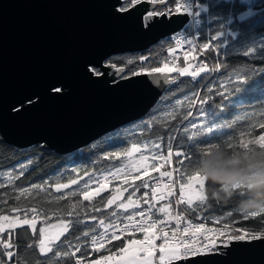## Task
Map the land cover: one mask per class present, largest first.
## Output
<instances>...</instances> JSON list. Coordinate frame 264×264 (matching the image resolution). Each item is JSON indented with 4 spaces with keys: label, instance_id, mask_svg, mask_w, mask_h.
<instances>
[{
    "label": "snow or ice",
    "instance_id": "1",
    "mask_svg": "<svg viewBox=\"0 0 264 264\" xmlns=\"http://www.w3.org/2000/svg\"><path fill=\"white\" fill-rule=\"evenodd\" d=\"M148 2L150 5H162L164 10H149L141 15L140 27L151 32L157 26L165 23L176 15L184 17L189 27L199 28L201 25V16L209 13L210 8L214 12H221L223 15L212 17L217 19L219 28L206 42L198 44L196 37L188 38L183 33L175 40V46L167 49L169 59L161 62V66L151 68H140L133 71V76L147 74L149 76L159 75L165 79L168 84L177 82L178 77H190L193 80L200 78L202 74H210L220 72L224 68V64L216 62L213 66L200 59V54L212 51L219 53L221 43H217L223 38V44L227 46L229 38L239 43L242 39L250 36L253 32L259 36V40L253 41V46L247 47L243 53L244 56H253L259 54L264 60V0H259L257 4L249 5L246 0H229L228 3L219 5H211L203 2V0H171L174 7H169V0H116L113 9L119 14H128L137 5ZM257 8L258 13L252 9ZM191 17L188 21L187 18ZM163 18V19H161ZM225 25L230 27L226 28ZM184 45L188 48L185 50ZM182 53V58L186 66H179L178 61L181 56L176 55ZM199 61L198 63H190L189 60ZM149 57L141 56L139 60L146 61ZM131 60L128 64H132ZM171 65V66H170ZM113 68L120 75L121 79H127L123 75L125 69L117 67L115 64L106 63L104 61L89 62L84 67V72L89 78L97 80H105L110 76L108 69ZM176 75L173 76L172 74ZM112 82L117 83L115 76ZM159 83V81H157ZM246 75H237L235 80L229 77L227 84H221L222 91L216 95L228 100L232 92L238 91L235 87L229 88L227 85L247 84ZM214 89L209 88L212 92ZM49 92L59 95L63 92V88L53 85L49 88ZM194 98V99H193ZM213 97L207 99H199V93H193L192 97L185 96L184 100H177L176 106L179 107L187 102V106L192 108L196 103L205 105ZM37 102L34 97H26L20 101L19 106L14 109L17 113L31 107ZM163 100L158 101L162 103ZM223 109V103L219 105ZM159 111V110H158ZM193 113L188 111L183 115L182 119L187 120V126L181 129L173 130L167 138L166 155H161L164 151L162 148L163 138L159 137L155 141L144 143H132L130 147L121 151L109 152L106 154L107 159H124L127 162L120 167H116L107 173L102 174L100 179H94L93 174L85 172L83 176H87L88 180L84 182L83 188L76 191H64L61 196H52V200L59 202L61 200H71L72 197L78 196L77 202H70L67 210H61L58 207L48 210L30 207L27 209L12 208V215H0V264H14L17 255L16 245L13 243L15 230L27 226L33 237L32 242L28 243V248L35 247L41 257L44 258V264H199V257L217 252L221 247H228L233 241H243L246 236L243 234L232 235L225 224L221 228L205 227L203 222L193 223L186 217L177 212L173 213L171 203H164L158 206V201H168L170 197H175V190L178 186L179 198L175 200L176 205L184 204L185 210L188 212H196L203 209L208 196L205 194L207 185L206 178L201 174V161L209 155L211 147H201L204 143L200 138L208 137L218 131L221 127L230 128V124L219 125L216 123L218 119L214 110L208 111L203 107L200 108L199 115L201 120L195 123L189 120ZM162 120H176L177 113L175 108L165 110L162 113ZM212 123L209 125L208 121ZM149 127H151L149 125ZM259 127L264 128V124ZM176 131L182 133L180 143L176 144V150H173V142L177 140L174 134ZM244 133H241V137ZM111 139V138H110ZM252 145L264 149V135L259 136L255 140L249 139L245 141L240 139L238 147L247 152ZM229 149L236 146L228 143ZM239 152V151H235ZM176 157L181 167L172 171H160L162 164H168L171 167L172 158ZM31 164V161H28ZM27 164H21L20 169L26 168ZM187 167L191 171H187ZM158 173L159 179L153 177L149 170ZM173 171L178 173L177 178L173 179ZM21 170L19 176H23ZM11 177V174H9ZM83 176L71 179L68 183L56 182L52 185L45 183L32 184L27 188L19 190L16 199L26 197L35 192L39 195L41 192L49 193V189H54L55 193H61L62 190L71 189L72 186H78ZM168 178V183H163L162 179ZM112 180H117L118 184L112 188L110 194L104 198L102 193L109 191V185ZM139 181V183H137ZM120 185H124L121 187ZM239 188V186H234ZM141 189L145 191L143 194L134 199ZM124 193H128L126 199ZM151 193V198H149ZM237 195L243 197V193L237 192ZM96 197H101L100 206H96L92 201ZM143 201V205H141ZM85 202H88L85 205ZM115 207L118 211H111L109 217L98 218L92 213H101ZM90 209V211H89ZM21 213L23 219H21ZM262 212H252L247 216L256 217ZM229 216L231 213L228 214ZM52 216H56V222L51 223ZM81 217H86L90 222H96L97 227H92L81 231L79 235H73L75 226L84 223ZM162 217V218H161ZM222 217L211 220V223L221 224ZM43 225L39 227L37 233V223ZM203 220V217H198ZM165 229H168L167 231ZM7 233V239H3ZM214 235H209V234ZM137 234L142 236L137 239ZM261 237L251 235L250 239L256 240ZM157 240L161 243L158 245ZM114 242H118L119 246L113 250ZM159 253V255H157ZM16 264L21 262L16 261Z\"/></svg>",
    "mask_w": 264,
    "mask_h": 264
},
{
    "label": "water",
    "instance_id": "2",
    "mask_svg": "<svg viewBox=\"0 0 264 264\" xmlns=\"http://www.w3.org/2000/svg\"><path fill=\"white\" fill-rule=\"evenodd\" d=\"M115 3L0 0L1 141L20 147L42 143L67 153L141 118L153 107L170 85L163 77L142 74L121 79L110 68V76L97 80L89 78L84 67L116 53L145 49L187 22L182 24L184 17L176 15L146 32L140 27L141 15L162 5L145 2L119 14ZM53 85L63 92L50 93ZM29 96L37 102L14 111ZM260 237L233 241L199 257V264H264V236Z\"/></svg>",
    "mask_w": 264,
    "mask_h": 264
},
{
    "label": "trees",
    "instance_id": "3",
    "mask_svg": "<svg viewBox=\"0 0 264 264\" xmlns=\"http://www.w3.org/2000/svg\"><path fill=\"white\" fill-rule=\"evenodd\" d=\"M205 3L211 5H219L221 3H228L229 0H203ZM259 0H254L252 4H257ZM169 7H174V4L169 0ZM253 12L258 13L257 8L252 9ZM223 15L221 12H214L210 8L209 13H204L201 16V25L197 28L198 43L206 42L212 35L215 34L219 28L217 19L212 17ZM226 28L230 27L225 25ZM175 35H167L151 44L149 47L137 51L121 52L111 55L105 61L106 63L115 64L117 67H124L125 77L131 76L133 71H138L140 68H151L161 66V62L168 58L167 49L173 47ZM259 40V36L253 32L250 36L242 39L239 43L229 38L227 46L223 44V38L217 43H221L219 53L208 51L200 54V59L213 66L216 62H221L225 66L220 72H213L210 74H202L196 80L190 77H178L177 82L168 85L153 107L141 118H138L130 123L119 126L97 139L91 141L85 146L79 147L67 153H58L54 149H47L42 146V143H34L29 146L20 147L12 143L3 142L0 140V215H12V208L27 209L30 207H37L38 209L48 210L49 208H59L67 210L70 202H77L78 196H74L71 200L65 199L58 203L52 200V196H61L64 191H76L83 188V184L88 180L87 176H83L85 172L94 174L110 170L111 168L120 167L127 161L124 159H107L106 154L109 152L121 151L131 146L132 143H144L148 141H155L157 138L162 137V148L164 151L161 155H166L168 136L173 134V130L181 129L187 126L188 121L183 120L182 117L188 111L193 113L189 117L195 123H199L201 117L199 115L200 108L205 110H214L218 119L216 123L219 125L230 124L231 127H221L218 131L209 134L208 137H201L204 141L201 147H222L230 152L243 150L238 147L240 139L245 141L252 139L255 140L261 135H264V128L259 127L264 124V60L261 59L259 54L253 56H244L243 53L247 47L253 46V41ZM149 57L146 61L139 60V57ZM131 60L133 63L128 64ZM190 61V60H189ZM199 61L195 62L198 63ZM184 63L183 59L179 64ZM173 76L176 74L173 73ZM237 75H246L248 78L247 84L231 85L229 88L235 87L238 91L232 92L228 100L216 95L217 92L222 91L220 85L227 84L229 77L235 80ZM213 88L212 92L208 89ZM199 93V99H207L212 96L213 99L209 100L207 104L200 105L196 103L194 107L189 108L187 102L177 107V100H184L185 96L192 97L193 93ZM194 99V98H193ZM163 100L162 103L158 101ZM223 103L224 107L221 109L219 105ZM175 108L177 113L176 120H169L165 122L162 120V113L165 110ZM159 110V111H158ZM211 125L212 121H208ZM149 125L151 127H149ZM241 133L244 136L241 137ZM177 140L173 142V150H176V144L180 143L181 132L174 133ZM111 138V139H110ZM228 143H233L236 146L234 149L227 147ZM252 147L258 148L256 145ZM31 161V164H28ZM21 164H27L24 169H20ZM163 171H172L173 167H181L178 164L176 157L172 158L171 167L168 164H162ZM24 172L23 176H19L20 171ZM187 171H191L187 167ZM150 174L155 177L158 173L149 170ZM11 174V177L9 176ZM178 173H176V176ZM83 176L78 186H72L71 189L62 190L61 193H55L54 189H49L48 193L41 192L36 195L35 192L26 197L16 199L19 190L27 188L32 184L47 183L52 185L56 182L68 183L71 179ZM139 183V181H137ZM118 184L114 180L109 185V191L102 193V197L106 198L112 188ZM124 187V185H120ZM215 185L207 183L205 194L208 200L202 210L196 212H188L194 216H202L203 219L208 221L222 217L221 224L227 225L234 229L239 234L246 236L257 235L264 236V213L256 217L247 216L242 213L238 208V201L240 196H235L230 200L213 198L211 193ZM145 190L141 189L134 199L140 197ZM128 193H125L126 199ZM101 197H96L92 203L100 206L99 201ZM169 202L171 200H168ZM143 205V201L140 202ZM162 201H158V206H162ZM171 203V202H170ZM88 202H85L87 205ZM173 206V203H172ZM185 207V206H184ZM90 211V209H89ZM111 211H118L115 207L103 211L101 213H92L97 215L98 218L109 217ZM231 213L229 216L228 214ZM21 219L23 214L21 213ZM85 222L75 226L73 235H79L81 231L87 230L92 227H97L96 222H90L86 217H81ZM51 223L56 222V216H52ZM43 226L39 220L37 223V233L39 227ZM241 232V233H240ZM142 237L137 234L136 238ZM7 239V233L2 237ZM36 237L30 232V229L25 226L17 228L14 233L13 243L17 246L14 264L16 261L21 264H44V258L41 257L35 247L28 248V243L32 242ZM119 246L118 242H114L113 250ZM2 259V256H0ZM65 264L69 262L65 261Z\"/></svg>",
    "mask_w": 264,
    "mask_h": 264
},
{
    "label": "clouds",
    "instance_id": "4",
    "mask_svg": "<svg viewBox=\"0 0 264 264\" xmlns=\"http://www.w3.org/2000/svg\"><path fill=\"white\" fill-rule=\"evenodd\" d=\"M199 168L207 182L216 186L211 193L213 198L230 200L240 192L243 197L238 208L242 213L264 211V149L251 147L247 152H230L216 147Z\"/></svg>",
    "mask_w": 264,
    "mask_h": 264
},
{
    "label": "built area",
    "instance_id": "5",
    "mask_svg": "<svg viewBox=\"0 0 264 264\" xmlns=\"http://www.w3.org/2000/svg\"><path fill=\"white\" fill-rule=\"evenodd\" d=\"M246 2L249 4V5H251L252 4V2H253V0H246ZM157 11H161V10H164V8L163 7H159V8H157L156 9ZM201 19V18H200ZM191 20V17H189L188 18V21H190ZM180 33H183L185 36H187L188 38H192L193 36H195L196 37V41H197V43H198V34H197V28L196 27H189L188 26V24L186 23L183 27H182V29H180L179 31H177L174 35V37H177ZM199 44V43H198ZM175 46V40H174V45H173V47ZM183 48L186 50L187 48H188V46L187 45H184L183 46ZM176 55H179V56H181V59L178 61V63L183 59L182 58V53L181 52H178ZM167 59H169L170 61H171V57H168ZM114 168H111L110 170H113ZM173 169H175V167H173ZM110 170H105V171H102V172H96V173H94L93 174V178L94 179H100L101 177H102V174H104V173H107L108 171H110ZM160 171H163L162 169H161V167H160ZM156 178H158L159 179V176H158V174L155 176ZM177 178V176H176V172L175 171H173V179L175 180ZM112 181H114V180H112ZM162 182L163 183H168L169 181H168V178L167 177H164L163 179H162ZM175 197H170L168 200H171L170 202H171V205H172V203H173V206H172V210H173V213L174 214H176L177 212H179V213H182L185 217H186V219L187 220H192V222L193 223H198V222H203L204 224H205V227H215V228H221L223 225H219V224H215V223H211L210 221H208V220H206V219H203L202 221L201 220H198V217H202V216H194V215H191V214H189L186 210H185V205L184 204H180V205H176V203H175V200L176 199H178L179 198V189H178V186H177V188H176V190H175ZM149 198H151V193H149ZM170 203L169 201H162V203L164 204V203ZM161 203V204H162ZM159 205V204H158ZM162 218V217H161ZM166 231L168 230V229H165ZM231 234L232 233H234V229L233 228H231V227H228V229H227ZM209 235H214V234H209ZM233 235V234H232ZM246 236V235H245ZM142 237H140L139 239H141ZM246 239H250V237L249 236H246ZM161 243V241L160 240H157V244L159 245ZM220 250V249H219Z\"/></svg>",
    "mask_w": 264,
    "mask_h": 264
},
{
    "label": "rangeland",
    "instance_id": "6",
    "mask_svg": "<svg viewBox=\"0 0 264 264\" xmlns=\"http://www.w3.org/2000/svg\"><path fill=\"white\" fill-rule=\"evenodd\" d=\"M159 7H163V6H159ZM159 7H157V8H159ZM157 8H156V9H157ZM156 9H155V10H156ZM193 62L195 63V62H197V61H191V60H190V63H193ZM179 65H180L181 67H182V66L184 67L185 63L179 64ZM170 66H171V65H170ZM185 66H186V65H185ZM124 195H125V193H124ZM54 223H55V222H54ZM232 234H233V235H236V234H239V233L234 231V233H232ZM242 234H243V233H242ZM243 235H245V234H243ZM218 251H219V250H218ZM157 255H159V253H157Z\"/></svg>",
    "mask_w": 264,
    "mask_h": 264
},
{
    "label": "bare ground",
    "instance_id": "7",
    "mask_svg": "<svg viewBox=\"0 0 264 264\" xmlns=\"http://www.w3.org/2000/svg\"><path fill=\"white\" fill-rule=\"evenodd\" d=\"M254 1V0H253ZM190 60H191V58H190ZM192 61V60H191ZM184 62V61H183ZM190 62V61H189ZM194 63V62H193ZM182 64V63H181ZM180 66V65H179ZM185 66V65H184ZM183 67V66H182ZM241 233V232H240Z\"/></svg>",
    "mask_w": 264,
    "mask_h": 264
}]
</instances>
